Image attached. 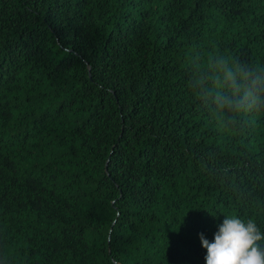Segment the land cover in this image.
<instances>
[{
	"label": "trees",
	"instance_id": "1",
	"mask_svg": "<svg viewBox=\"0 0 264 264\" xmlns=\"http://www.w3.org/2000/svg\"><path fill=\"white\" fill-rule=\"evenodd\" d=\"M220 57L264 77V0H0V264H205L225 217L264 233V104L214 100Z\"/></svg>",
	"mask_w": 264,
	"mask_h": 264
},
{
	"label": "clouds",
	"instance_id": "2",
	"mask_svg": "<svg viewBox=\"0 0 264 264\" xmlns=\"http://www.w3.org/2000/svg\"><path fill=\"white\" fill-rule=\"evenodd\" d=\"M212 84L218 90L216 101L220 100V90L230 92L223 103L236 114L264 104V77L253 78L241 67L230 66L223 57L216 59ZM200 241L207 250L205 264H264V233L252 219L225 217L211 242L203 233Z\"/></svg>",
	"mask_w": 264,
	"mask_h": 264
}]
</instances>
